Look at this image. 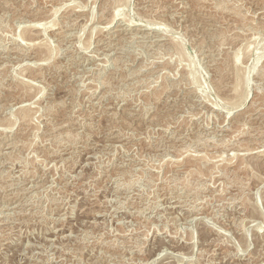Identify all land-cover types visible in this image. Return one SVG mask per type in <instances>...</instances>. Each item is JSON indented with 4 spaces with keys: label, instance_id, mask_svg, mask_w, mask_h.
<instances>
[{
    "label": "rangeland",
    "instance_id": "obj_1",
    "mask_svg": "<svg viewBox=\"0 0 264 264\" xmlns=\"http://www.w3.org/2000/svg\"><path fill=\"white\" fill-rule=\"evenodd\" d=\"M0 264H264V0H0Z\"/></svg>",
    "mask_w": 264,
    "mask_h": 264
},
{
    "label": "bare ground",
    "instance_id": "obj_2",
    "mask_svg": "<svg viewBox=\"0 0 264 264\" xmlns=\"http://www.w3.org/2000/svg\"><path fill=\"white\" fill-rule=\"evenodd\" d=\"M120 1H121V0H120ZM123 2H124V1H123ZM229 3H230V2H229ZM120 4H121V3H120ZM215 5H216V4H215ZM218 5H219V4H218ZM222 5H223V4H222ZM223 7H224V6H223ZM233 7H234V6H233ZM118 8H119V7H118ZM228 8H229V7H228ZM213 9H214V8H213ZM221 9H222V8H221ZM231 9H232V8H231ZM121 10H122V9H120L119 11H121ZM226 10H227V8H226ZM52 11H53V10H52ZM116 11H117V10H116ZM234 11H235V10H234ZM45 12H46V11H45ZM49 13H51V12L49 11ZM116 13L118 14V12H116ZM55 14H57V13L55 12ZM48 15H49V14H48ZM115 15H116V14H115ZM115 15H114V16H115ZM237 15H238V14H237ZM116 17H117V16H116ZM53 20H54V19H53ZM94 20H95V19H94ZM111 21H112V20H111ZM131 21H132V20H131ZM65 22H66V21H65ZM133 22H134V21H133ZM39 23L41 24L42 22H38V24H37L38 26H40ZM51 23H55V22H51ZM44 24H45V23H44ZM84 24H85V23H84ZM131 24H132V23H131ZM241 24H243V23H240V25H241ZM74 26H75V25H74ZM24 27H25V26H24ZM248 27H249V26H248ZM33 28H34V27H33ZM37 28H38V27H37ZM68 28H69V27H68ZM93 28H94V27H93ZM96 28H97V27H96ZM162 28H164V27H162ZM30 29H31V28H30ZM84 29H85V28H84ZM21 30H22V29H21ZM26 30H28V29H26ZM82 30H83V29H82ZM117 30H118V29H117ZM24 31H25V30H24ZM28 31H29V30H28ZM93 31H94V30H93ZM145 32H146V31H145ZM234 32H235V31H234ZM20 33H21V32H20ZM25 33L27 34V32H25ZM25 33H24V36L26 37ZM46 33H47V32H46ZM57 33H58V32H57ZM75 33H76V32H75ZM22 34H23V33H22ZM19 35H20V34H19ZM77 35H78V34H77ZM140 35H141V34H140ZM80 36H81V35H80ZM21 37H23V35H21L20 38L18 37V39H21ZM27 39H29V38H27ZM30 39H32V38H30ZM144 40H145V39H144ZM154 40H155V39H154ZM25 41H26V40H25ZM19 42H20V41H19ZM23 42H24V41H23ZM28 42H30V44H31V41H28ZM28 42H27V44H29ZM83 43H84V42H83ZM88 43H89V42H88ZM170 43H171V41H170ZM18 44H19V43H18ZM21 44H22V43H21ZM27 44H26V45H27ZM140 44H141V43H140ZM84 45H85V44H84ZM86 45H87V44H86ZM19 46H20V45H19ZM167 46H168V45H167ZM169 46H170V45H169ZM31 47H32V46H31ZM85 47H86V46H85ZM157 47H159V46H157ZM25 48H26V47H25ZM176 48H178L177 45H176ZM101 49H102V48H101ZM161 49H162V48H161ZM161 49H160V50H161ZM181 49H182V48H181ZM25 50H26V49H25ZM178 50H180V48H179ZM27 51H28V50H27ZM101 51H102V50H101ZM168 52H169V50H168ZM183 52H184V51H183ZM226 52H227V51H226ZM178 53H179V52H178ZM110 54H111V53H110ZM118 54H119V53H118ZM179 54H182V53L180 52ZM183 54H184V53H183ZM240 56H241L240 53L237 52V53H235L234 58H236V60H237V59L240 60V59H241ZM1 57H2V56H1ZM239 57H240V58H239ZM114 58H115V57H114ZM180 58H181V57H180ZM105 59H106V57H105ZM44 61H45V60H44ZM106 63H107V62H106ZM164 63H165V62H164ZM235 63H236V62H235ZM82 64H83V63H82ZM163 65H164V64H163ZM233 65H234V64H233ZM90 68H91V67H90ZM191 68H192V67H191ZM239 68H240V67H239ZM254 68H255V66H254ZM163 69H164V68H163ZM78 70H79V69H78ZM78 70H77V71H78ZM84 70H85V69H84ZM192 70H193V69H192ZM239 70H240V69H239ZM31 71H32V70H31ZM187 72H188V71H187ZM191 72H193V71H191ZM195 72H196V71H195ZM240 72H241V71H240ZM88 73H90V72H88ZM249 73H251V72H249ZM249 73H248L247 75H246V73L244 74V75H245V76H244V77H245V79H244V80H245V83H244V82H241V84H245V85L247 84V86H248V83H249V82H248V78H249V77H247V76L249 75ZM130 74H131V73H130ZM190 74H191V75H194L195 73L193 72V73H190ZM190 74H188V76H189ZM150 75H151V74H150ZM231 75H232V74H231ZM106 76H107V75H106ZM186 76H187V75H186ZM198 76H199V75H197V77H198ZM158 77H159V76H158ZM181 77H182V76H181ZM234 77H235V76H234ZM240 77H241V76H240ZM86 78H87V77H86ZM129 78H130V77H129ZM194 78H195V79H198V80L200 79V77H199V78H196L195 75H194ZM185 79H186V78H185ZM185 79H184V80H185ZM239 79H240V78H239ZM187 80H188V79H187ZM241 80H242V77H241ZM241 80H239V81H241ZM146 81H147V80H146ZM190 81H191V80H190ZM235 81H236V80H235ZM180 82H181V81H180ZM200 82H201V81H200ZM225 82H226V81H225ZM236 82L238 83V81H236ZM101 83H102V82H101ZM108 83H109V82H108ZM171 83H172V82H171ZM189 83H190V82H189ZM239 83H240V82H239ZM81 84H82V83H81ZM96 84H97V83H96ZM169 84H170V83H169ZM226 84H227V83H226ZM82 85H84V84H82ZM234 85H236V84H233V86H234ZM239 85H240V84H239ZM245 85H244V86H245ZM226 86H227V85H225V87H226ZM229 86H230V85H229ZM231 86H232V85H231ZM233 86H232V87H233ZM242 86H243V85H242ZM97 87H98V86H97ZM135 87H136V86H135ZM165 87H167V86H165ZM225 87H224V88H225ZM237 87H238V86H237ZM240 87H241V86H240ZM168 88H169V87H168ZM192 88H193V86H192ZM196 88H197V87H196ZM226 88H227V87H226ZM241 88H243V87H241ZM241 88H240V90H241ZM84 89H85V88H84ZM197 89H198V88H197ZM202 89H203V88H202ZM229 89H231V90H229V91L231 92V91H232V88H229ZM244 89H245V87H244ZM244 89H242L241 91L245 93V90H244ZM167 90H168V89H167ZM224 90H225V89H224ZM226 90H227V89H226ZM233 90L235 91V93H237V88H236V86H235V88L233 87ZM240 90H239V91H240ZM201 91H202V90H201ZM220 91H221V90H220ZM145 92H146V91H145ZM189 92H190V91H189ZM79 93H80V92H79ZM153 93H154V92H153ZM232 93H233V92H232ZM151 95H153V94H151ZM155 95H156V94H155ZM229 95H230V94H229ZM245 95H247V94H245ZM144 96H145V95H144ZM241 96H242V94H241ZM230 98H231V97H230ZM243 98H246V97H243ZM90 100H91V99H90ZM175 100H176V99H175ZM226 100H227V99H226ZM236 100H237V99H236ZM238 100H239V99H238ZM147 101H148V100H147ZM168 101H169V100H168ZM230 102H231V101H230ZM230 102H226V103H230ZM252 102H254V101H252ZM19 103H20V102H19ZM236 103H237V102H236ZM238 103H239V102H238ZM238 103H237V104H238ZM148 104H149V103H148ZM231 104H232V103H231ZM111 105H112V104H111ZM206 105H207V104H206ZM235 105H236V104H235ZM248 107H249V106H248ZM214 108H215V107H214ZM237 109H238V108H237ZM253 111H254V110H253ZM255 112H256V111H255ZM1 128H2V127H1ZM165 132H166V131H165ZM9 136H10V135H9ZM53 136H54V135H53ZM10 137H11V136H10ZM170 137H171V136H170ZM207 139H208V138H207ZM177 140H178V139H177ZM204 140H205V139H204ZM119 141H120V140H119ZM217 141H218V140H217ZM14 142H15V141H14ZM180 143H181V142H180ZM9 144H10V143H9ZM17 144H18V143H17ZM109 145H110V144H109ZM180 145H181V144H180ZM184 147H186V146H184ZM173 149H174V148H173ZM179 149H180V148H179ZM255 149H256V148H255ZM250 150H251V149H250ZM6 153H7V152H6ZM203 155H204V154H203ZM122 156H123V155H122ZM133 157H134V156H133ZM187 157H188V155H187ZM205 164H206V162H205ZM190 169H191V168H190ZM192 170H193V169H192ZM188 173H189V172H188ZM18 176H19V175H18ZM31 189H32V188H31ZM179 189H180V188H179ZM180 191H181V190H180ZM182 191H183V190H182ZM21 193H22V192H21ZM26 206H27V205H26ZM20 210H21V209H20ZM22 210H23V209H22ZM185 210H186V209H185ZM197 211H198V210H197ZM15 214H16V213H15ZM186 221H187V220H186ZM6 223H7V222H6ZM14 224H15V223H14ZM140 253H141V252H140ZM105 254H106V253H105ZM110 258H111V257H110ZM110 263H111V262H110Z\"/></svg>",
    "mask_w": 264,
    "mask_h": 264
}]
</instances>
